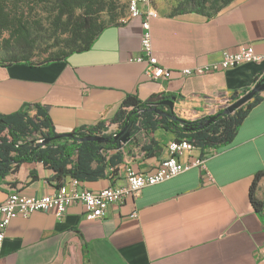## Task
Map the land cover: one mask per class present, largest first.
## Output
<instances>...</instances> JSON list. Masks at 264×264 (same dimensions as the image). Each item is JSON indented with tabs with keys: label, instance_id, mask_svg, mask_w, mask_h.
Returning a JSON list of instances; mask_svg holds the SVG:
<instances>
[{
	"label": "crops",
	"instance_id": "1",
	"mask_svg": "<svg viewBox=\"0 0 264 264\" xmlns=\"http://www.w3.org/2000/svg\"><path fill=\"white\" fill-rule=\"evenodd\" d=\"M124 17L105 27L89 49L63 61L0 65V113L29 106L33 114L38 105L55 132L67 133L108 122L128 94L144 102L161 93L174 97L173 114L193 120L216 113L264 76V59L203 74L180 73L217 62L224 50L239 44L250 43L264 55V0H233L209 16L158 12L150 19L151 46L158 64L170 69L168 80H150L144 63L128 60L140 51L141 18ZM257 96L231 142L211 148L215 153L204 167L145 186L124 202L109 204L98 219H84L80 203L62 217L35 211L11 219L0 264H259L264 210L256 213L249 200L255 173L264 171V90ZM114 129L111 123L108 131ZM173 139L161 127L141 130L124 144L114 174L79 186H122L127 167L152 173ZM201 152L195 148L179 160L190 161ZM69 180L57 181L41 162L20 163L0 178V203L12 191L40 196ZM263 181L264 175L258 184Z\"/></svg>",
	"mask_w": 264,
	"mask_h": 264
},
{
	"label": "trees",
	"instance_id": "2",
	"mask_svg": "<svg viewBox=\"0 0 264 264\" xmlns=\"http://www.w3.org/2000/svg\"><path fill=\"white\" fill-rule=\"evenodd\" d=\"M207 1L181 0L173 15L195 11L209 16L205 11ZM219 1L224 7L233 0ZM48 2L53 4L54 10L50 25L64 36L62 40L65 48L40 61H33L29 52L36 42L33 24L38 21L29 19V11L32 9L30 4ZM118 2L119 0H0V41L10 49L6 55L0 56V65L19 63L37 67L63 61L74 52L89 49L105 27L118 23L126 15L123 11L117 12ZM218 10L220 8H216L214 13ZM169 97L171 95H166V98ZM238 97L231 99L234 101ZM257 100L256 93L252 101L248 100L229 114L222 113L223 107L212 114H219L214 121L199 127L200 122L212 115L193 120L179 118L173 113L174 117L165 116L149 110L150 106L146 101L142 102L135 95L128 94L108 122L99 121L92 126L77 127L70 131L71 136L52 138L47 142L44 140L58 133L47 113L38 105H34L33 114L30 113L29 106L10 114L0 113V178L25 162H41L54 171L57 181L66 177L92 181L106 177L108 172L114 174L123 161L122 149L125 145L118 141L81 139L88 135L109 137L114 133L105 131L111 123L117 125L115 133L124 125L131 127L130 138L133 139L141 130L147 132L148 129L161 127L169 131L174 139L186 138L201 150L225 146L231 142L246 112ZM159 108L168 112L164 106ZM263 175L264 171L256 172L249 188L250 203L258 214L264 210V201L255 192ZM59 185L60 183L57 186Z\"/></svg>",
	"mask_w": 264,
	"mask_h": 264
},
{
	"label": "built area",
	"instance_id": "3",
	"mask_svg": "<svg viewBox=\"0 0 264 264\" xmlns=\"http://www.w3.org/2000/svg\"><path fill=\"white\" fill-rule=\"evenodd\" d=\"M150 0H128L127 12L124 18H141L140 51L137 55L128 58L129 61L145 64V75L150 80H168L171 77L170 69L158 64L152 52L150 19L157 17ZM264 55L254 51L250 43L239 44L234 50H224L221 59L211 64L186 67L181 69L183 75L203 74L220 69H227L242 63L260 62ZM229 104V103H228ZM227 104V105H228ZM116 125V124H115ZM117 126V125H116ZM105 131L106 133H115ZM198 148L186 138L173 139L167 144V156L160 162L152 173L136 172L130 167L125 169V184L122 186L108 185L99 190H90L79 186L81 181L70 178L69 182L60 184L51 193L40 196L24 195L12 191L0 203V249L5 236V229L11 219L26 217L35 211L54 212L57 217H62L67 208L75 203L83 206V217L94 220L103 216L108 205L122 203L128 197H134L145 186L163 182L191 167H204L205 160L215 151L210 147L202 150L201 155L190 161L182 162L179 156ZM133 212L131 216H135Z\"/></svg>",
	"mask_w": 264,
	"mask_h": 264
},
{
	"label": "rangeland",
	"instance_id": "4",
	"mask_svg": "<svg viewBox=\"0 0 264 264\" xmlns=\"http://www.w3.org/2000/svg\"><path fill=\"white\" fill-rule=\"evenodd\" d=\"M127 1L128 0H119L117 12H127ZM180 1L181 0H150V4L159 13L173 15V13L176 12L178 3H180ZM30 5H32V9L29 11V19L32 21L33 19H36L38 23L33 24L32 31L36 38V42L29 54L31 55V60L40 61L58 51L64 50L65 44L62 40V37L64 36L52 29L53 27L50 25V21L54 15L52 3L48 2L40 3L38 5ZM216 8H222L221 2L219 0L207 1L205 10L206 13L212 14ZM103 16L105 17L106 15L103 14ZM8 51H10V49L0 41V56L6 55ZM256 193L258 197L264 201V181L257 185ZM259 260V264H264V249L263 252L259 253Z\"/></svg>",
	"mask_w": 264,
	"mask_h": 264
},
{
	"label": "water",
	"instance_id": "5",
	"mask_svg": "<svg viewBox=\"0 0 264 264\" xmlns=\"http://www.w3.org/2000/svg\"><path fill=\"white\" fill-rule=\"evenodd\" d=\"M262 90H264V76L261 79H259L249 91L245 92L243 95H240L237 99H235L234 101L226 105L222 113L229 114L233 112L235 109L240 107L242 104L250 100L256 93ZM173 101H174V97L166 98L161 93L154 95V96H150L148 99H146V102L150 106L148 107L149 110H152L161 115L171 116V117H174V115L172 114L173 113ZM159 106H164L165 109H168V112L161 110ZM218 116L219 114L212 115L208 117L204 122H200L198 126L202 127L204 125H207L210 122L214 121ZM131 129H132L131 127H127L126 125H124L120 130L110 135L109 137H104L102 135H88L81 139L97 141V142L118 141L121 144H125L130 140ZM62 136H71V133L70 132L58 133L56 135H53L47 138L46 140H44V142H47L49 139L59 138Z\"/></svg>",
	"mask_w": 264,
	"mask_h": 264
}]
</instances>
